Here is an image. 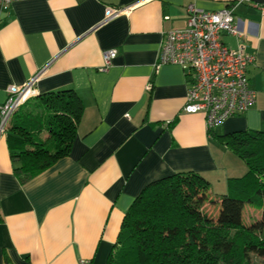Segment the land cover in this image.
Masks as SVG:
<instances>
[{"label":"crops","instance_id":"obj_1","mask_svg":"<svg viewBox=\"0 0 264 264\" xmlns=\"http://www.w3.org/2000/svg\"><path fill=\"white\" fill-rule=\"evenodd\" d=\"M230 8L240 35L221 41L254 57L256 101L209 132L182 110L185 68L156 66L163 34L187 6ZM106 6L126 8L100 24ZM116 49L104 71L103 52ZM39 72V94L72 89L83 112L69 153L30 180L14 174L0 135V264H108L126 211L150 183L195 171L227 191L245 164L217 135L264 131V0H17L0 7V105ZM13 118V117H12ZM234 155V156H233Z\"/></svg>","mask_w":264,"mask_h":264},{"label":"trees","instance_id":"obj_2","mask_svg":"<svg viewBox=\"0 0 264 264\" xmlns=\"http://www.w3.org/2000/svg\"><path fill=\"white\" fill-rule=\"evenodd\" d=\"M32 98L37 101L13 115L5 133L14 174L22 183L69 153L83 112L72 89ZM217 138L247 168L227 180L226 193L215 200L218 212L205 208L214 199L200 173L162 177L126 211L108 264H264V224L243 220L246 204L264 208V131Z\"/></svg>","mask_w":264,"mask_h":264},{"label":"built area","instance_id":"obj_3","mask_svg":"<svg viewBox=\"0 0 264 264\" xmlns=\"http://www.w3.org/2000/svg\"><path fill=\"white\" fill-rule=\"evenodd\" d=\"M17 0H0L7 8ZM245 0H234L241 3ZM126 8L106 6L100 24L122 14ZM187 20L182 28L166 31L160 44L156 66L177 64L185 68L189 87L182 110L203 113L207 130L221 126L227 118L246 112L256 101L250 87L247 68L254 57L243 48L232 49L221 41L223 33L240 35L230 8L206 11L189 4ZM116 49L103 52L104 71L116 57ZM39 72L22 86H9L8 97L0 105V135L5 134L17 109L29 98L39 95L36 82ZM79 264H91L81 259Z\"/></svg>","mask_w":264,"mask_h":264},{"label":"rangeland","instance_id":"obj_4","mask_svg":"<svg viewBox=\"0 0 264 264\" xmlns=\"http://www.w3.org/2000/svg\"><path fill=\"white\" fill-rule=\"evenodd\" d=\"M36 101H37L36 98H30L29 101H27L26 103H23L15 112L14 117L17 114H20L21 112L26 110L27 106H29L30 103L36 102ZM244 166L246 167V165ZM222 190L223 188L218 186L217 182L212 181L208 184V196L209 198L214 199V203L205 206L208 213L215 214L218 212L219 205L217 204V202H215V200L219 198L221 193H223ZM243 220L245 224H249L253 221L264 224V208H254L246 204L243 208ZM253 260H254V263L260 261V259H256V258H253Z\"/></svg>","mask_w":264,"mask_h":264}]
</instances>
